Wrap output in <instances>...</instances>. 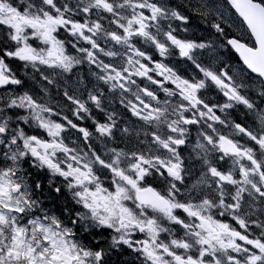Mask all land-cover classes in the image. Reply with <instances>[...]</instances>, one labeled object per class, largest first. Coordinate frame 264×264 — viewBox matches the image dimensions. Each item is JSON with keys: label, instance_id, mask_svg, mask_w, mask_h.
Segmentation results:
<instances>
[{"label": "snow or ice", "instance_id": "obj_1", "mask_svg": "<svg viewBox=\"0 0 264 264\" xmlns=\"http://www.w3.org/2000/svg\"><path fill=\"white\" fill-rule=\"evenodd\" d=\"M0 264H264V0H0Z\"/></svg>", "mask_w": 264, "mask_h": 264}]
</instances>
